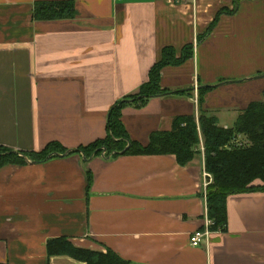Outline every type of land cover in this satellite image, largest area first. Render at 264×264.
<instances>
[{"label":"crops","instance_id":"crops-1","mask_svg":"<svg viewBox=\"0 0 264 264\" xmlns=\"http://www.w3.org/2000/svg\"><path fill=\"white\" fill-rule=\"evenodd\" d=\"M47 1L61 0H0V146L38 153L57 142L68 154L0 166V262L86 264L49 255L47 242L66 237L130 264H264V191L229 196L227 230L191 244L208 217L203 136L185 165L172 153H69L107 136L111 107L149 81L166 46L194 45L161 72L162 87L189 92L126 105L133 140L146 145L201 108L230 127L264 101V0L220 16L234 0H72L73 18L36 19Z\"/></svg>","mask_w":264,"mask_h":264},{"label":"trees","instance_id":"trees-1","mask_svg":"<svg viewBox=\"0 0 264 264\" xmlns=\"http://www.w3.org/2000/svg\"><path fill=\"white\" fill-rule=\"evenodd\" d=\"M240 0H234V9L223 8L218 13L233 14L240 6ZM38 20L67 19L75 16V3L72 0L37 2L34 8ZM217 16V17H218ZM212 24L201 43L211 32ZM194 45L185 46L181 55L171 47L163 49L162 59L154 64L149 73L148 82L143 84L137 94L127 96L115 103L108 116V133L103 139L89 145H82L69 153L78 152L86 158L101 153L108 156L119 154L154 155L175 154L180 165L191 162L200 152L204 138L206 170L214 178L207 187L208 217L214 221L212 231L227 230L228 227V197L242 193L264 191V101H253L242 112L234 126L222 127L214 115H209L202 108L199 115L182 114L173 119V127L167 131H155L150 136V142L143 144L133 140L123 123V108L128 104L145 103L155 96L187 93L188 90L173 91L161 85V72L166 65H179L193 57ZM208 86L199 92V103L203 102ZM243 136L248 142L243 145L233 143L234 139ZM66 153L68 149L53 142L43 150L36 152H18L0 146V166L17 163L24 164L28 158L34 161H45L53 153ZM260 183H257L258 180ZM49 255L66 254L84 261L86 264H130L128 260L112 249L106 252L84 249L74 245L66 237H57L48 242ZM0 264H7L0 262Z\"/></svg>","mask_w":264,"mask_h":264},{"label":"built area","instance_id":"built-area-1","mask_svg":"<svg viewBox=\"0 0 264 264\" xmlns=\"http://www.w3.org/2000/svg\"><path fill=\"white\" fill-rule=\"evenodd\" d=\"M248 141L243 137V136H239L238 138L234 139L233 143L240 146L243 144H246ZM204 188L207 191V187L213 183V176L210 172H208L207 170L204 171ZM214 221H212L209 217H207L206 219V224L204 227L192 232L190 234L191 238V244L193 246H200L204 241H209L210 239V234L212 232L211 227L213 226Z\"/></svg>","mask_w":264,"mask_h":264},{"label":"rangeland","instance_id":"rangeland-1","mask_svg":"<svg viewBox=\"0 0 264 264\" xmlns=\"http://www.w3.org/2000/svg\"><path fill=\"white\" fill-rule=\"evenodd\" d=\"M235 125V123L232 125V126H234ZM205 151V150H204ZM259 181H261L260 179H259Z\"/></svg>","mask_w":264,"mask_h":264},{"label":"water","instance_id":"water-1","mask_svg":"<svg viewBox=\"0 0 264 264\" xmlns=\"http://www.w3.org/2000/svg\"><path fill=\"white\" fill-rule=\"evenodd\" d=\"M66 154H68V153H66Z\"/></svg>","mask_w":264,"mask_h":264}]
</instances>
